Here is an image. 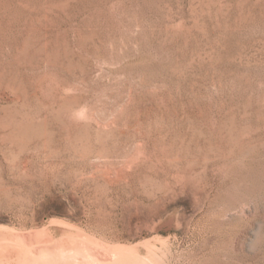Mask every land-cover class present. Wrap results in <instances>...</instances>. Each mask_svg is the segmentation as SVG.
<instances>
[{
  "label": "rangeland",
  "instance_id": "obj_1",
  "mask_svg": "<svg viewBox=\"0 0 264 264\" xmlns=\"http://www.w3.org/2000/svg\"><path fill=\"white\" fill-rule=\"evenodd\" d=\"M44 226L264 264V0H0V229Z\"/></svg>",
  "mask_w": 264,
  "mask_h": 264
},
{
  "label": "bare ground",
  "instance_id": "obj_2",
  "mask_svg": "<svg viewBox=\"0 0 264 264\" xmlns=\"http://www.w3.org/2000/svg\"><path fill=\"white\" fill-rule=\"evenodd\" d=\"M58 230L50 226L27 232L0 229V264H155L139 251L141 245L148 246V241L109 246L69 229L62 230L59 238ZM94 249L109 257L98 256Z\"/></svg>",
  "mask_w": 264,
  "mask_h": 264
}]
</instances>
